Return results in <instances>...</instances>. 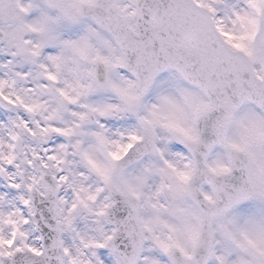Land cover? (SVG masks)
<instances>
[{"label":"snow or ice","instance_id":"1","mask_svg":"<svg viewBox=\"0 0 264 264\" xmlns=\"http://www.w3.org/2000/svg\"><path fill=\"white\" fill-rule=\"evenodd\" d=\"M0 264H264V0H0Z\"/></svg>","mask_w":264,"mask_h":264}]
</instances>
